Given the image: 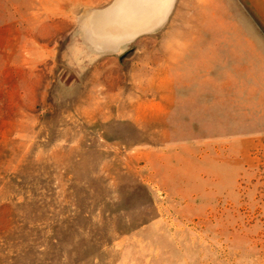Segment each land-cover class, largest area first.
<instances>
[{
    "label": "rangeland",
    "instance_id": "rangeland-1",
    "mask_svg": "<svg viewBox=\"0 0 264 264\" xmlns=\"http://www.w3.org/2000/svg\"><path fill=\"white\" fill-rule=\"evenodd\" d=\"M110 1L0 0V264H264V0H180L126 47L188 31L160 116L138 58L80 53Z\"/></svg>",
    "mask_w": 264,
    "mask_h": 264
},
{
    "label": "crops",
    "instance_id": "crops-1",
    "mask_svg": "<svg viewBox=\"0 0 264 264\" xmlns=\"http://www.w3.org/2000/svg\"><path fill=\"white\" fill-rule=\"evenodd\" d=\"M114 1L115 0H111L108 5L112 4ZM178 1L180 0L164 1V6L160 9V12L154 18V21L151 20V16L146 17L145 21H147V24L145 27L134 29L129 33L125 32L123 34H117L118 37L116 38L115 44L109 46V48L102 45V42L99 38V33L95 28L96 24H89V21L86 17L87 13L79 14L76 18L75 31L80 39V53L85 52L87 54L90 53L94 55L120 54L121 56L124 52L128 51L126 50V47L140 39H144L143 43L146 45L147 41H149L147 37L155 34L158 31H162L163 26L167 23V20L169 19ZM191 3V7L188 8L190 13L195 6V0H192ZM185 30L186 29H176L174 32L167 31L165 35L166 39L161 42V45H159V51H157L156 46L153 48L152 46L146 47L145 50H141L137 46H133V48L129 49L133 50V55L127 60L129 62H135L139 60L142 63L141 66H137L133 72V83L136 87L134 89L136 94L133 97V115H168L173 107L178 108L179 101L187 100L186 98L181 97L179 94V92L187 86V84H185L183 73L179 68L183 65L181 63L184 55L183 49H188V47H182L179 44L172 47L170 46L169 41V38H172L173 36L178 40L179 38L184 37V35L188 33V31L185 32ZM121 37L130 38L127 42L121 43ZM115 46L117 48L115 51L113 48H110ZM140 53H142L141 57L139 56ZM204 66L213 67L216 69V67L221 68L223 63L220 64L217 63V61L215 62L214 60H210L206 62ZM210 72L212 73V68L209 69V73ZM226 75L227 74L224 73L223 78H226ZM137 93H139V95H137Z\"/></svg>",
    "mask_w": 264,
    "mask_h": 264
},
{
    "label": "water",
    "instance_id": "water-1",
    "mask_svg": "<svg viewBox=\"0 0 264 264\" xmlns=\"http://www.w3.org/2000/svg\"><path fill=\"white\" fill-rule=\"evenodd\" d=\"M164 1L170 0H115L103 9L93 10L87 13L86 17L89 24H96L95 28L99 33V38L103 33L117 38V34L129 33L134 29L145 27L147 24V21H145L146 17L151 16V20L154 21V18L164 6ZM103 14L111 15L110 20L113 22L112 26H114L112 34L110 33V22H106L103 19ZM132 55L133 50H128L119 57V61Z\"/></svg>",
    "mask_w": 264,
    "mask_h": 264
},
{
    "label": "bare ground",
    "instance_id": "bare-ground-1",
    "mask_svg": "<svg viewBox=\"0 0 264 264\" xmlns=\"http://www.w3.org/2000/svg\"><path fill=\"white\" fill-rule=\"evenodd\" d=\"M102 16H103V19L106 20V22H110V33L112 34V30H113V27L114 26H112L113 25V22L110 20L111 19V15L103 14ZM110 36L109 35H105L104 33L101 34V37H100L101 39L100 40H101L103 46L109 48V46H112V45L115 44L116 37L114 38V37H110ZM129 38L130 37H124V38L121 37L120 38V40H121L120 42L121 43L122 42H127L129 40ZM110 48H113L114 51L117 50L116 46L115 47H110Z\"/></svg>",
    "mask_w": 264,
    "mask_h": 264
}]
</instances>
